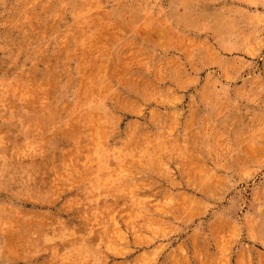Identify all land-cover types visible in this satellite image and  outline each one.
Listing matches in <instances>:
<instances>
[{"label": "rangeland", "instance_id": "1", "mask_svg": "<svg viewBox=\"0 0 264 264\" xmlns=\"http://www.w3.org/2000/svg\"><path fill=\"white\" fill-rule=\"evenodd\" d=\"M0 264H264V0H0Z\"/></svg>", "mask_w": 264, "mask_h": 264}]
</instances>
